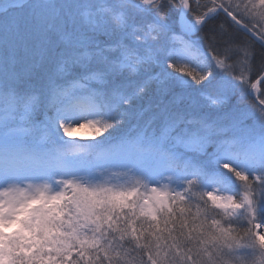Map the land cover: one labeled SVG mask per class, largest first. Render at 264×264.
<instances>
[{
  "label": "snow or ice",
  "instance_id": "obj_1",
  "mask_svg": "<svg viewBox=\"0 0 264 264\" xmlns=\"http://www.w3.org/2000/svg\"><path fill=\"white\" fill-rule=\"evenodd\" d=\"M0 264H264V0H0Z\"/></svg>",
  "mask_w": 264,
  "mask_h": 264
},
{
  "label": "rangeland",
  "instance_id": "obj_2",
  "mask_svg": "<svg viewBox=\"0 0 264 264\" xmlns=\"http://www.w3.org/2000/svg\"><path fill=\"white\" fill-rule=\"evenodd\" d=\"M90 129H77L74 133V137H87L90 133Z\"/></svg>",
  "mask_w": 264,
  "mask_h": 264
},
{
  "label": "trees",
  "instance_id": "obj_3",
  "mask_svg": "<svg viewBox=\"0 0 264 264\" xmlns=\"http://www.w3.org/2000/svg\"><path fill=\"white\" fill-rule=\"evenodd\" d=\"M223 21V17H221L220 18V20H216V21H213L212 23L213 24H219V23H221ZM209 26H211V25H209ZM253 101L251 100V99H249V100H247V101H244L243 103H245V104H250V103H252Z\"/></svg>",
  "mask_w": 264,
  "mask_h": 264
}]
</instances>
